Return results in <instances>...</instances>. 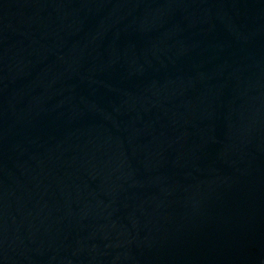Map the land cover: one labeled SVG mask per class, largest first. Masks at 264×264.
Masks as SVG:
<instances>
[{"label": "water", "instance_id": "1", "mask_svg": "<svg viewBox=\"0 0 264 264\" xmlns=\"http://www.w3.org/2000/svg\"><path fill=\"white\" fill-rule=\"evenodd\" d=\"M0 264H264V0H0Z\"/></svg>", "mask_w": 264, "mask_h": 264}]
</instances>
